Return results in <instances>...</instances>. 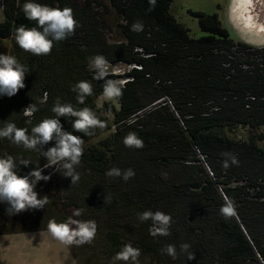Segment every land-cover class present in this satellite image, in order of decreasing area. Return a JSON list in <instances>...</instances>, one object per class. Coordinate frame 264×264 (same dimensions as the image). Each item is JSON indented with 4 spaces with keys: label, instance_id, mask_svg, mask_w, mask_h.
<instances>
[{
    "label": "trees",
    "instance_id": "1",
    "mask_svg": "<svg viewBox=\"0 0 264 264\" xmlns=\"http://www.w3.org/2000/svg\"><path fill=\"white\" fill-rule=\"evenodd\" d=\"M1 1L0 54L15 56L30 72L17 94L0 95V127L12 121L30 131L54 116L57 97L76 108H92L107 126L85 137L60 117L64 130L89 142L77 167L79 182L70 184L71 178L54 167L43 169L51 178L38 181L34 190L50 203L15 215L0 203V235L47 231L49 220L63 222L64 211L72 208L83 211L79 219L97 223L93 241L104 264H112L129 242L141 249L140 264H264V130L256 131L264 124V45L235 41L215 13L189 11L203 32L190 37L169 13L172 0H156L152 10L149 0H36L72 8L80 26L49 55L34 56L14 39L19 25L35 26L21 11L26 0ZM102 12L114 15L117 38L105 29ZM135 21L143 22V31L131 30ZM97 54L110 62V79L127 81L118 105L105 102L103 110L96 99L104 81L94 79L89 62ZM117 67L125 69L113 71ZM80 80L90 81L94 89L84 105L71 90ZM44 93L47 102L40 104ZM31 103L39 111L29 124L23 109ZM236 127L251 132L247 139L225 133ZM129 131L144 141L142 149L125 147L122 140ZM225 152L236 155L239 166L224 170ZM3 154L32 161L18 166L19 175L46 163L37 152L0 138ZM113 167L131 168L135 176L127 182L110 178L106 172ZM223 194L235 201L236 217L220 214ZM145 210L170 214L171 234L150 235L152 221L138 219ZM182 243L191 245L192 259L180 252ZM168 244L177 248L175 260L161 251Z\"/></svg>",
    "mask_w": 264,
    "mask_h": 264
},
{
    "label": "clouds",
    "instance_id": "2",
    "mask_svg": "<svg viewBox=\"0 0 264 264\" xmlns=\"http://www.w3.org/2000/svg\"><path fill=\"white\" fill-rule=\"evenodd\" d=\"M156 0H149L150 9L155 7ZM25 18L34 21V27H27L24 24L15 29L14 39L16 44L25 52L34 56L49 55L56 43L67 40L75 34L80 26L75 19L73 9L70 7H49L36 0H26L21 6ZM131 30L134 32L143 31V22L135 21ZM264 32V27H261ZM91 68L94 71V79L104 81L102 95L106 101H117L123 96V90L127 81L110 79V62L101 54L90 58ZM30 69L27 65L20 63L13 55L0 54V95L11 97L20 89L25 87L24 79ZM76 93L77 103L84 105L86 98L94 94L93 85L88 80H80L71 89ZM48 94L44 93L40 104L47 102ZM102 106V105H101ZM39 111L37 104H29L23 109V114L28 117L27 123L31 124V118ZM51 111L54 116L45 118L31 127H17L15 122L9 121L0 127V138L9 140L16 146H22L25 150L37 152L39 156L46 159L43 168L36 166L27 174L19 175L18 166L27 167L30 159L17 158L10 154L0 155V203H5L8 215L19 214L28 210L44 209L50 203L47 195L40 196L34 189L38 181H48L51 174H44L43 169L54 167L55 172H59L64 177H70L72 185L80 180V173L77 167L81 163L84 153L85 139L63 128L60 117L69 119L71 127L75 132L82 133L83 136H92L96 129H104L107 124L98 118L96 112L90 107L76 108L71 103H62L57 97ZM130 124L135 121H129ZM54 141V145H45ZM125 147L142 149L144 141L135 131H129L122 140ZM225 159L222 167L227 170L231 166H239V160L232 153H222ZM110 178L119 177L127 182L135 176V171L131 168L121 170L113 167L106 172ZM224 203L220 207V214L225 218L237 216V205L235 201L223 194ZM83 211L77 209L66 221L57 222L49 220L47 231L51 237L65 246H82L91 244L96 237L97 223L94 220H82ZM141 222L152 221L150 235L169 236L170 227L173 223L170 214L160 210H145L138 214ZM191 245L182 243L180 252L185 253L188 259L193 258V252H189ZM172 259L178 256L177 248L173 244L166 245L162 250ZM141 249L134 247L130 242L125 243L121 249L112 257V264H140L139 257Z\"/></svg>",
    "mask_w": 264,
    "mask_h": 264
},
{
    "label": "rangeland",
    "instance_id": "3",
    "mask_svg": "<svg viewBox=\"0 0 264 264\" xmlns=\"http://www.w3.org/2000/svg\"><path fill=\"white\" fill-rule=\"evenodd\" d=\"M75 1L79 4L83 2V0ZM229 2L230 0H172L169 5V13L178 23L188 29L190 37L198 38L203 35V32L199 28L197 18L190 15L189 11L205 14L215 13L220 24L235 41L245 42L251 46L264 45V32L260 31L261 27H264V0H246L244 6H241L242 3L238 0L234 8ZM1 5L2 1L0 0V20L2 19ZM241 7L244 11L240 10ZM243 13H246V16L248 14V22ZM101 18L105 29L111 31L109 32L111 39L117 38L119 34L114 24V15L111 12H102ZM123 69L125 67H117L113 70ZM105 102L114 106L118 105L117 101H106L103 95L96 99L97 106L102 110ZM102 114L105 112L102 111ZM261 130H264V124L256 131ZM106 133H101L90 142H95ZM225 133L233 138L247 139L251 132L245 127H236L231 131L225 130ZM74 211L72 208L64 211L67 219ZM36 221L37 219H33L34 224ZM72 253L79 256L80 262L83 264L105 263L104 258H99L97 245L94 241L91 244L68 247L52 238L48 231L0 235V264H74Z\"/></svg>",
    "mask_w": 264,
    "mask_h": 264
},
{
    "label": "bare ground",
    "instance_id": "4",
    "mask_svg": "<svg viewBox=\"0 0 264 264\" xmlns=\"http://www.w3.org/2000/svg\"><path fill=\"white\" fill-rule=\"evenodd\" d=\"M244 1L246 2V0H239V2L240 3H242L241 4V6H244ZM249 1V0H248ZM237 2H238V0H237ZM237 5V3L235 2V4H234V6H236ZM234 6H233V8H234ZM240 10H243L244 11V9L241 7L240 8ZM241 14V13H240ZM244 14V16H245V19L247 20V22L249 21V18H248V14H247V16H246V13H243Z\"/></svg>",
    "mask_w": 264,
    "mask_h": 264
},
{
    "label": "crops",
    "instance_id": "5",
    "mask_svg": "<svg viewBox=\"0 0 264 264\" xmlns=\"http://www.w3.org/2000/svg\"><path fill=\"white\" fill-rule=\"evenodd\" d=\"M235 2H237V0H230L229 4H231L232 8H233ZM27 233H30V232H27ZM16 234H17V233H16ZM72 259H73V258H72ZM73 262H74V264H76L75 261H74V259H73Z\"/></svg>",
    "mask_w": 264,
    "mask_h": 264
},
{
    "label": "built area",
    "instance_id": "6",
    "mask_svg": "<svg viewBox=\"0 0 264 264\" xmlns=\"http://www.w3.org/2000/svg\"><path fill=\"white\" fill-rule=\"evenodd\" d=\"M113 71H115V70H113ZM122 81H125V79H122Z\"/></svg>",
    "mask_w": 264,
    "mask_h": 264
}]
</instances>
